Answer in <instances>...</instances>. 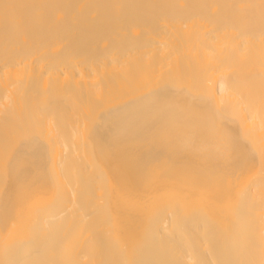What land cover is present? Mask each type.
Segmentation results:
<instances>
[{
  "label": "bare ground",
  "instance_id": "6f19581e",
  "mask_svg": "<svg viewBox=\"0 0 264 264\" xmlns=\"http://www.w3.org/2000/svg\"><path fill=\"white\" fill-rule=\"evenodd\" d=\"M244 124L264 132V0H0V264H264Z\"/></svg>",
  "mask_w": 264,
  "mask_h": 264
},
{
  "label": "rangeland",
  "instance_id": "374dc122",
  "mask_svg": "<svg viewBox=\"0 0 264 264\" xmlns=\"http://www.w3.org/2000/svg\"><path fill=\"white\" fill-rule=\"evenodd\" d=\"M114 104H111V102H110V103H107L106 105L113 107ZM99 108L96 111H99L101 109V108L100 109ZM93 112L95 113V111H92V112H89V114L93 115L94 114ZM230 112H235V111H230ZM244 116H245V113L243 112L241 114V118H243ZM89 117H90V115H89ZM236 117H239V115H237ZM238 130H239V135L241 138H243V137L245 139H247L248 137L252 138V142L256 145L255 146L256 149L253 150L251 153L253 155L257 154V156H258V152H259L260 147L264 141V132L263 133L260 131L254 132L252 130V128H250L249 124H244L241 126V128L238 127ZM241 130H242V132H244L243 137L241 135ZM77 131H78V134L80 137V141L78 140L76 143V151L78 153V156L81 158L82 163H84V165L86 166L84 175L91 177L92 179L94 178V182L92 183L91 189L88 191V193H86V195H84V197H86V199L87 198L91 199V195H92L94 198V203L97 204L99 207L98 214L102 215L104 212L103 210H104L105 202H106V199H105L106 193H107L106 189L109 188L111 190L112 183H110L109 180H108V182H106L105 175L107 176V173H106L107 170H106L105 165H103L101 163V161H99V159L96 161L94 159L92 148L93 147L95 148V144L92 145V143L88 140L89 132H88V126H87L86 120L84 121L83 127H81V128L78 127ZM262 139H263V141H262ZM90 144L92 145V147L90 146ZM225 153L226 152H224V154ZM250 183H251V180L249 182H247V184L245 186H247L248 184L250 185ZM75 193H76V190H75ZM76 194H78V193H76ZM148 195H149V192H146L142 196L147 198ZM204 196H206V195H203V197ZM199 197L201 199L198 198V200L195 199L192 202L189 201L188 203L185 204L186 205L185 211L183 212L184 215H186L188 217H191V216H194L196 218L200 217V215H199L200 211L204 210L205 205L207 207L208 204H206V202H207L206 201L205 205H204V201H201V200H203V198L201 196H199ZM209 198H210V196H209ZM204 200H205V198H204ZM206 200H209L207 198V196H206ZM121 203H122V205H121ZM121 203L118 204L117 208H119L121 206V212L122 213L127 212L126 215H128L131 212V210H128L127 202H126V194H124V193H123V198H122ZM168 205H169V202L167 200H165V201H162L159 204H157L156 207H163V206H168ZM217 219L219 221H221L220 219H222V218L218 217ZM104 225H105V223L103 225H101L100 230H104V227H106ZM207 225L209 226L210 224H207ZM116 238H119L120 241L122 240L121 235L116 236ZM135 238H133V240ZM122 243H124L123 240H122Z\"/></svg>",
  "mask_w": 264,
  "mask_h": 264
}]
</instances>
